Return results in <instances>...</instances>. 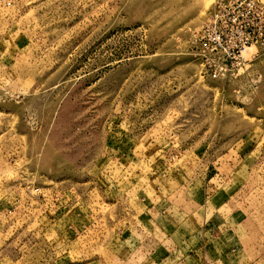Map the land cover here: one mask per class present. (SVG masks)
<instances>
[{
    "label": "rangeland",
    "instance_id": "374dc122",
    "mask_svg": "<svg viewBox=\"0 0 264 264\" xmlns=\"http://www.w3.org/2000/svg\"><path fill=\"white\" fill-rule=\"evenodd\" d=\"M0 264H264V0H0Z\"/></svg>",
    "mask_w": 264,
    "mask_h": 264
},
{
    "label": "crops",
    "instance_id": "0c3cea01",
    "mask_svg": "<svg viewBox=\"0 0 264 264\" xmlns=\"http://www.w3.org/2000/svg\"><path fill=\"white\" fill-rule=\"evenodd\" d=\"M236 187H237V185H236ZM213 207H215V206H213ZM216 208V207H215ZM208 236L211 238V242H212V240L213 239H216V237L214 236V235H211V234H208ZM218 237V236H217ZM195 239V241H197L196 243H197V246L195 247V246H192L191 244H190V250L189 251H191V252H199L197 249L199 248V246L201 245V238H206V234L205 235H201V232H199V233H196V234H194L193 236H191V239ZM187 241H188V239H187ZM201 249V251H202V248H200Z\"/></svg>",
    "mask_w": 264,
    "mask_h": 264
},
{
    "label": "built area",
    "instance_id": "2783aa9c",
    "mask_svg": "<svg viewBox=\"0 0 264 264\" xmlns=\"http://www.w3.org/2000/svg\"><path fill=\"white\" fill-rule=\"evenodd\" d=\"M204 26H208L207 24H205Z\"/></svg>",
    "mask_w": 264,
    "mask_h": 264
}]
</instances>
